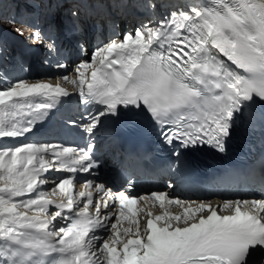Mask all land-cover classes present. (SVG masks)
Instances as JSON below:
<instances>
[{"label":"snow or ice","instance_id":"6c2138e0","mask_svg":"<svg viewBox=\"0 0 264 264\" xmlns=\"http://www.w3.org/2000/svg\"><path fill=\"white\" fill-rule=\"evenodd\" d=\"M160 6L158 0L145 4L149 10ZM170 7L165 17L91 50L75 65L74 78L63 75L84 106L80 120L71 122L88 137L83 147L25 142L61 98L73 94L59 82L19 80L0 90V138H20L19 146L0 145V264H264V193L193 207L195 202L162 190L133 194L127 177L115 192L95 182L93 138L102 117L123 110L144 114L161 142L176 149L179 163L182 149L207 145L223 153L236 114L247 109L254 118L255 106L264 105V0ZM32 38L41 42L39 29ZM56 67L68 69L62 62ZM64 170L94 176L78 191L79 199L73 177L57 182L48 175ZM49 182L59 202L37 191ZM93 189L102 194L95 203ZM33 193L35 198H22ZM138 199L158 202L161 209L175 204L183 215L163 211L153 218L149 212L142 226L136 220ZM50 205L56 210L49 212ZM122 219L130 224L123 234ZM63 220L71 222L65 226ZM94 229L104 234L89 235Z\"/></svg>","mask_w":264,"mask_h":264},{"label":"rangeland","instance_id":"374dc122","mask_svg":"<svg viewBox=\"0 0 264 264\" xmlns=\"http://www.w3.org/2000/svg\"><path fill=\"white\" fill-rule=\"evenodd\" d=\"M65 2H69V1L68 0H56V1H52V0H44V1L43 0H19L18 2L9 3V7L0 13V15H1L0 19L3 20V22L5 24H7V25L9 24L10 26L17 27L19 29H23L25 34H29L31 32L34 33L31 28H21L22 26L25 27L27 25V23H29L32 20H36L37 27H34V29L36 31H37V29L40 30L41 28H43L42 31L40 30V32L42 34L41 42L40 43H37L36 41L34 42V46H35L36 50L43 49V51H44L43 56H42L41 60L39 61L41 67L43 66V68L49 67V69H50L51 67H54V66H52L53 65L52 63H54V60H52V61L46 60V56L48 55L49 52L55 53L54 54V58L56 59L55 60V63H56L55 66L61 60V56L58 55L57 50L53 49L52 51H50L49 48L45 46L46 44L44 43V40H46L47 42H51V44L54 42L56 45V42L58 39L57 35H59V33L53 34L52 35L53 37L51 38V37H46V32L53 30V21L51 19L55 15L56 10L61 5H62V7L60 9H62L64 5L67 6V3H65ZM35 5L37 6V8L34 7ZM33 7H34V9H36V11L33 10ZM20 9L26 11V13H27V18L24 22H22V21L25 19V17L23 15H19ZM154 11L155 10L150 11L151 15H149V19L145 20L147 23L150 20L151 21L154 20V18H153L154 17ZM9 16L15 17V22H12L6 18ZM117 17L118 18L122 17V19H123L122 22L117 23V27H115V28L112 27V29L109 27H108L109 29L107 27H104V28H106L105 30H104V28L102 30L101 27H100V29L95 28L96 32L93 33V38L91 37V38L87 39V42H85V40H81L78 43L79 46H78V44H77V46H73L71 48L72 51L70 50L68 53V61L70 62V64L74 65L75 64L74 61H80L79 57L82 56L84 53H87V47H88V51H89L90 46H94V48H95V45L97 44L96 38L101 35L99 33V30H101L102 33H104V35L105 34L107 35L108 33H112V31H113V37H115V35L118 36L119 34L128 33L130 31V27L133 28V26L129 27V25L127 23L128 15L115 14V16H113L112 18L117 20L118 19ZM5 18L8 22L5 20ZM131 18L132 17H130V19ZM1 20H0V23L3 24V22ZM42 20H45V21L43 22ZM110 20H112V19H110ZM110 20H108V21H110ZM48 21H49V23H48ZM32 23H31V25L33 26L34 24H32ZM38 26H39V28H38ZM73 29H74L75 33H77L78 35L81 34L83 37V34H84L83 30H81L79 28H77V30H76V28H73ZM109 30H111V31L109 32ZM48 33H50V32H48ZM51 33H54V30ZM47 36H49V35L47 34ZM90 41H92V42L90 43ZM80 42H81V44H80ZM93 42H95L94 45H93ZM88 43H90L89 46H88ZM43 51L41 50L38 52L42 53ZM34 58H35V56H34ZM29 63H34V59L29 61ZM51 70H57V67L52 68ZM0 89H2V88L0 87Z\"/></svg>","mask_w":264,"mask_h":264},{"label":"bare ground","instance_id":"6f19581e","mask_svg":"<svg viewBox=\"0 0 264 264\" xmlns=\"http://www.w3.org/2000/svg\"><path fill=\"white\" fill-rule=\"evenodd\" d=\"M160 1H164V0H159L158 2H160ZM195 1L196 0H184V3H195ZM212 1V0H211ZM250 2H253V3H258L259 2V0H250ZM201 3H203V2H201ZM65 6V7H64ZM63 6V8L62 9H66L67 8V6L66 5H64ZM171 8V7H170ZM61 9V10H62ZM151 11V10H150ZM159 15V19H161V18H163L164 17V13L163 12H161V8L159 9H156L155 11H154V15ZM151 15V14H150ZM1 18V17H0ZM118 18V17H117ZM154 18V20L153 21H155L156 20V18L155 17H153ZM122 18L120 17V18H118L117 20H115V19H112V20H110V21H108V20H104V21H101V22H99L100 23V25H101V28L102 27H109V28H112V27H115V25L117 24V23H119V22H122L123 20H121ZM137 19H139V18H137ZM137 19L135 18V17H132L131 18V21H132V25L131 26H133L134 27V29L133 30H131V32H133L136 28H138V26H137ZM1 20V19H0ZM2 22H3V20H1ZM151 21V20H150ZM35 22H33L32 24H34ZM3 24H4V27H10L9 25H7V24H5L4 22H3ZM73 27H75V28H77L76 27V24H74L73 23ZM77 30V29H76ZM75 30V31H76ZM62 33H64V31L62 30L61 31ZM54 33H56V31L54 30ZM88 33H90V30L88 31ZM51 32L50 33H48V37H53V36H51ZM27 38H29L28 36H26ZM78 38H79V35H77V34H75V33H71V34H67V35H65V36H63V37H60L58 40H57V45H58V48L56 49L57 51H59V50H61L62 48V52H60V55L61 54H64V56L63 57H61L62 58V60L60 61V62H62V63H66L67 65H68V62H66V58H65V55H66V53L68 52V50L71 48V46L72 45H74L75 44V42H76V40H78ZM48 39V38H47ZM112 39H116V38H113V36L112 35H104L103 36V39L102 40H98L97 39V44L95 45V48H94V46H90L89 47V53H88V55L90 54V52H91V50H93V49H96L97 47H102V46H104L105 44H107V43H109V42H111V40ZM51 40V39H50ZM118 42L121 40V36H120V38L119 39H116ZM73 41V42H72ZM84 42V41H83ZM78 44V43H77ZM80 44H81V42H80ZM84 44V43H83ZM94 45V44H93ZM78 46H79V44H78ZM82 47V46H81ZM72 51V50H71ZM74 51V50H73ZM79 51V50H78ZM42 55H43V52L41 53V52H37L36 54H35V58H34V63H29V61H26L24 64H23V66H22V71H20V72H18V73H15V74H10L8 77H9V81H10V83L9 82H5V84H0V87L2 88V89H0V90H6V88H7V85L8 84H14L15 82H18L19 80H23L24 82H26V83H35V82H49V83H51L52 82V84L53 85H55L56 83H57V80L58 79H60V82L63 80V75H65V74H67L69 77L71 76V77H75L76 76V73L74 72V71H71V68H70V65H68V69L67 70H65V69H57V70H51V69H49V68H43V67H41L39 64V60L41 59V57H42ZM48 56H49V60H52L53 59V57H54V54L53 53H49L48 54ZM54 64H56V63H53V65ZM74 64V63H73ZM24 67V68H23ZM75 67V66H74ZM24 71V72H23ZM62 85H64V86H62V87H64L69 93H73L72 95H75V97H76V94L75 93H77V91H78V89H77V87L76 86H74V85H72V84H70V83H67V82H65V81H63L62 82ZM2 107V106H1ZM73 120H75V121H79L80 120V116L79 115H74V117H73V119H69L68 120V124L69 125H71V121H73ZM54 124H57V123H54ZM77 128H79V129H81L80 127H77ZM41 137H42V135H36L35 133H31L30 135H28L26 138H25V142H40L39 141V139H41ZM44 137V136H43ZM46 190H50V188H46V189H44V190H42V191H44L45 193H46ZM22 198H27V195L25 196V197H22ZM204 202V201H203ZM198 203H200V202H195V203H193V207H195V205L196 204H198ZM204 203H208V202H204ZM185 207H187V205L185 206ZM183 211H184V209L183 208H181V207H179V206H174V207H172V208H169V213L170 214H173V215H176V214H180V215H183ZM122 224H124V226L126 225V227H128V225H127V223L126 222H124V223H122Z\"/></svg>","mask_w":264,"mask_h":264}]
</instances>
